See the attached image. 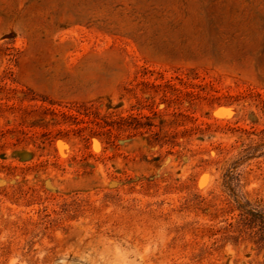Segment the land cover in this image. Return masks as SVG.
Masks as SVG:
<instances>
[{
  "label": "rangeland",
  "instance_id": "374dc122",
  "mask_svg": "<svg viewBox=\"0 0 264 264\" xmlns=\"http://www.w3.org/2000/svg\"><path fill=\"white\" fill-rule=\"evenodd\" d=\"M0 264H264V0H0Z\"/></svg>",
  "mask_w": 264,
  "mask_h": 264
}]
</instances>
